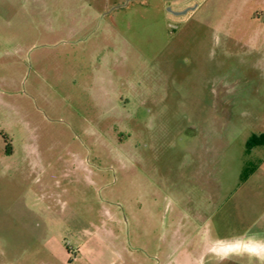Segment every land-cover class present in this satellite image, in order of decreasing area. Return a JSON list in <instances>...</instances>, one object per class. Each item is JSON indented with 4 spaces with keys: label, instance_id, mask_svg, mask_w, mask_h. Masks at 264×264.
Segmentation results:
<instances>
[{
    "label": "rangeland",
    "instance_id": "rangeland-1",
    "mask_svg": "<svg viewBox=\"0 0 264 264\" xmlns=\"http://www.w3.org/2000/svg\"><path fill=\"white\" fill-rule=\"evenodd\" d=\"M253 135L264 0H0V264H264Z\"/></svg>",
    "mask_w": 264,
    "mask_h": 264
},
{
    "label": "crops",
    "instance_id": "crops-1",
    "mask_svg": "<svg viewBox=\"0 0 264 264\" xmlns=\"http://www.w3.org/2000/svg\"><path fill=\"white\" fill-rule=\"evenodd\" d=\"M264 144V142H262L261 144H257V145H263ZM264 164V159L261 161V163H259V165L258 166H256L252 171H251V173L249 174V175H247V176H244L243 178H242V180H241V184L243 183H245L249 178H252V177H254V178H258V179H263L264 178V168L263 169H261V167H262V165ZM258 169H259V171L260 170H262L259 174L257 173V171H258ZM260 188H258V190H259ZM257 195L256 196H253V197H249V198H253V204L251 205V213L252 214H256V215H258V217H260V221H256L255 220V222H254V224L253 225H264V224H259V223H262L261 221H262V219H264V210H263V208H262V210H260V211H257V209L259 208V207H261V206H263L264 207V202L263 201H261V199L259 198V196L258 195H260V194H262L261 193V191L260 192H257L256 193ZM254 197L256 198V200L254 201ZM246 198V197H245ZM244 201V198L241 200H239L238 201V205L239 206H243L244 204H242V202ZM235 244V243H234ZM236 245V244H235ZM249 247H251L250 249H253L254 247H253V245H249Z\"/></svg>",
    "mask_w": 264,
    "mask_h": 264
},
{
    "label": "trees",
    "instance_id": "trees-1",
    "mask_svg": "<svg viewBox=\"0 0 264 264\" xmlns=\"http://www.w3.org/2000/svg\"><path fill=\"white\" fill-rule=\"evenodd\" d=\"M261 137L262 139L261 138L259 139L258 137L253 135L247 143L248 147L250 148L252 144L256 145L264 142V135H262Z\"/></svg>",
    "mask_w": 264,
    "mask_h": 264
}]
</instances>
